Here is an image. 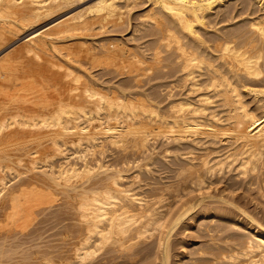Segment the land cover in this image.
Instances as JSON below:
<instances>
[{
    "label": "bare ground",
    "instance_id": "bare-ground-1",
    "mask_svg": "<svg viewBox=\"0 0 264 264\" xmlns=\"http://www.w3.org/2000/svg\"><path fill=\"white\" fill-rule=\"evenodd\" d=\"M81 1L0 0V49ZM139 1L0 58V264H264V0H146L131 45Z\"/></svg>",
    "mask_w": 264,
    "mask_h": 264
},
{
    "label": "rangeland",
    "instance_id": "rangeland-1",
    "mask_svg": "<svg viewBox=\"0 0 264 264\" xmlns=\"http://www.w3.org/2000/svg\"><path fill=\"white\" fill-rule=\"evenodd\" d=\"M96 1H98V0H82L79 4L77 3L76 5H74V7L71 6V7H69L68 9L64 10L65 12L62 11V12L60 13L61 15L58 14V15H56V16L50 18V19H47V20H45V21H42V22L40 23V25L37 26L35 29H33V30L29 31V32H26V33H24V34H21V35H20L21 37H20L19 35H18V36H14V37H17V38H14V37H13L14 40L8 42V43H10L9 45L7 44L8 46L5 45L6 47L4 46L3 48L0 49V50H1V51H0V58L3 57V56L8 57V56L6 55L7 52H9V53H13L14 50L16 51V50H18L20 47H22V45L24 44L23 42H25L26 37H28L29 35L33 34V32L35 33V31H36V32H38V31H42V29L45 30V29H47L48 27H50V25L52 26L55 22L60 21V19L62 20V19H64V18L68 17L69 14H71V15H72V14H75V12H78V10H82V8H83V9H84V8L86 9V7H90V6H92ZM144 2H145V4H146L147 6L144 5ZM234 2H235V0L232 1V2L230 1V3H234ZM80 4H81V5H80ZM148 4H149V3H147L146 0H144V1H143V0L139 1V3L136 4V7H134V8L132 9V11L129 13V17H127L128 19L126 18V22H125L123 25H121L120 28H119V27L114 28L115 30H112L113 28H111V29L109 28V30H112L113 32H116V33H114V35L111 34L112 32H110L109 35H113V36H115V37L118 38V39L122 37L121 40H124V41H128V40H129V42L132 43L131 45H133V44H135V43H136V44H138V43H139V44H142V42L144 43L145 41H148V38H147V39H144V41H143V40H139V42L133 40V42H135V43H133L132 40H130V39H132V37L130 36V33H131V32L133 33L134 28L137 26V25H135V24H136V23H137V24H140V20L138 21V16H139V14H140V13L142 14V13H143L142 11H144V13H145L146 10H149V9L151 8V7H150V4H149V5H148ZM78 5H79V6H78ZM139 5H140V7H141V6H144V7H141V8H140ZM70 8H71V9H70ZM138 8H140V9H138ZM135 10H136V11H135ZM139 10H140V11H139ZM63 12H64V14H63ZM130 14H131V15H130ZM136 14H137V15H136ZM63 15H64V17L62 18ZM65 15H66V16H65ZM134 15H135V17H133ZM58 16H59V17H58ZM60 16H61V17H60ZM69 16H70V15H69ZM131 16H132V17H131ZM136 16H137V17H136ZM56 17H58L59 19L56 18ZM53 18H54V19L56 18V19H55L56 21H55ZM129 18H130V19H129ZM135 18H136L137 20H136ZM132 19H133V20H132ZM127 20H128V21H127ZM136 21H137V22H136ZM130 22H132L131 24L135 26L134 28H132V25L130 24ZM135 22H136V23H135ZM138 22H139V23H138ZM126 23H127V24H126ZM128 23H129V25H131V26H129ZM134 23H135V24H134ZM124 25H125V28H124ZM126 25H128V29H127V26H126ZM122 27H123V28H122ZM44 28H45V29H44ZM117 29H119V30H117ZM120 29H123V30L126 31V32L124 33V31H123V30L121 31ZM116 30H117V31H116ZM131 30H132V31H131ZM32 31H33V32H32ZM118 31H119L120 33H122V34H120ZM117 32H118L119 34H118ZM88 33H89V32H88ZM91 33H92V32H91ZM91 33H90V34H91ZM123 33H124V34H123ZM132 33H131V35H132ZM127 35L130 36L131 38L129 37L130 39H128V36H127ZM24 36H25V37H24ZM120 36H121V37H120ZM125 36H126V37H125ZM139 36H140V33H139V34L137 33V34H136V37H139ZM18 37H19V38H18ZM113 38H114V37H113ZM123 38H127V39H123ZM91 39H93V38H91ZM23 40H24V41H23ZM137 40H138V39H137ZM141 41H142V42H141ZM140 42H141V43H140ZM71 44H72V46H73V45L76 46V47L74 46V48H75L76 50L74 49L73 51H74L75 54H77V56L75 55V57H77V58L80 59L79 62L76 61L77 59H76V60H73L74 63H75V64L73 63V65L77 68V70H78V71H79V70H82V72H83V71H85L86 69H90V70H89L90 73H92L94 76L101 75V74H100L101 72L99 71V70H101V67H99V69H98V67H96L95 70H93V69L90 68V64H91L90 61L92 62V56H91V55H88L84 50L81 51V53H83V54H82L83 56L81 55V53H78V52H80V51L77 50V49H79V48L77 47V44H78L77 41H75V42H73V43H71ZM136 44H135V45H136ZM14 47H15V48H14ZM11 51H13V52H11ZM77 51H78V52H77ZM9 53H8V55H9ZM4 54H5V55H4ZM10 55H11V54H10ZM6 57H4L3 59H5ZM80 57L84 60V62H85L87 65L84 64V62L82 61V59H81ZM84 57H85V58H84ZM86 57H87L88 60L86 59ZM89 57H90V58H89ZM45 58H46V57H45ZM73 58H74V57H73ZM1 59H2V58H1ZM3 59H2V60H3ZM89 59H90V60H89ZM27 60L29 61V59H27ZM27 60H26V62H25L26 64L24 63V65H23V66H24V69H23V67H21L22 70H21L20 68L18 69V72H19V73L23 74V72H22L23 70H24V72H25L26 70H28V69H32L33 67H35L34 64H30V63H32L31 60L29 61L30 63H29ZM75 61H76V62H75ZM80 61H81V62H80ZM1 62H2V61H1ZM1 62H0V63H1ZM77 62H78V63H77ZM27 63H29L30 65L28 66ZM46 63H47V62H46ZM46 63H45V62H42V64H40V66L38 65L39 68H40L41 70H43V69L49 70V65H50V63H49V65H46ZM47 64H48V63H47ZM76 64H77V65H76ZM79 64H80V65H79ZM83 64H84V65H83ZM78 65H79V66L82 65L81 68H80ZM83 66H86V67L88 66V67L86 68V67H83ZM29 67H30V68H29ZM82 68H84V69L86 68V69L84 70V69H82ZM96 69H97L99 72H98ZM19 70H20L21 72H20ZM79 72L81 73V71H79ZM19 73H18V75H19ZM25 73H26V72H25ZM96 73H97V74H96ZM102 73H103V72H102ZM21 74H20L19 76H21ZM29 74H32V72H30ZM33 74H35V73H33ZM55 80H56L57 82L60 81V80H58L57 78H56ZM17 134H19V133H17ZM21 134H22V133H20L19 135H21ZM19 135H18V137H19ZM23 135H24V134H22L21 136H23ZM25 135H26V134H25ZM21 136H20V137H21ZM12 137H13V139H14V137L18 138L17 135H16V131H14V133L11 134L10 138H9V136H8V140H9V139L12 140ZM256 208H257L256 204H255V205H254V204H251V206H250V209H251V210L255 209V211H256L257 213H259V214H261V213L263 212L262 208H259V209H256ZM260 209H261L262 211H261ZM257 210H260V212H258ZM53 211H54V210H53ZM53 211H52V212H53ZM263 213H264V212H263ZM263 213H262L260 216L264 215ZM57 221H58V220H57ZM57 221H56V220H51L50 222H55V223H52V224H51V223L49 222V223H50L49 225H48V223H45L44 227H43L42 225L39 226V227H41L40 230H41L42 228H45V231H46L45 233H46V234L43 232L44 230L42 229V232H43V234H45V235H44L45 237L49 236V238H50V237H52V235L55 234L56 236L54 235V238H52V239L54 240L56 237H57V239H58L60 236H62L61 234H64L66 231H68V228L65 226V225L67 224V222H64V223H63V222H57ZM56 223H57V224H56ZM58 223H59L60 225H59ZM61 223H62V224H61ZM68 223H69V222H68ZM54 224H56V225H54ZM64 224H65V225H64ZM71 224H72V223H71ZM71 224L69 223V224H67V225L70 226ZM46 225H48L49 227L46 226ZM50 225H51V228H53V229L56 228V229H55V230L50 229ZM52 225H53V227H52ZM57 225H58L59 227H58ZM63 225L66 227V228L64 227V230L62 229V228H63ZM45 226H46V227H45ZM54 226H55V227H54ZM56 226H57V227H56ZM60 226H61V229H60ZM37 227H38V226H37ZM37 227H36V228H37ZM39 227H38V228H39ZM47 228H49L50 231H48L49 229H47ZM197 228H198V227L191 228L190 231L188 230V231L190 232L191 236H193V235L195 234L194 232L197 231L200 227H199L198 229H197ZM46 229H47V230H46ZM58 229H60V230H58ZM51 230H52V231H51ZM61 230H62V232H61V234H60V231H61ZM192 230H193V231H192ZM47 231H48L49 233H48ZM55 231H56L57 233L59 232V234H58L59 237L57 236V233H55ZM64 231H65V232H64ZM180 231L183 233V232H184V228H181ZM186 231H187V230H186ZM191 231H192V232H191ZM42 232H40V233L42 234ZM52 233H53V234H52ZM66 233H67V232H66ZM49 234H51V235H49ZM183 234H184V233H183ZM190 234H189L188 232H186V233H185V237H189ZM46 235H47V236H46ZM44 236H43V238H44ZM182 236H183V235H182ZM191 236H190V238H192ZM183 237H184V236H183ZM193 237H196V234H195ZM61 238H62V237H61ZM61 238H59V239H61ZM179 238H182V237L180 236ZM59 239H58V240L55 239L56 241H55V240H54V241H50L51 238H50V239L46 238V239H44V240H45V241H46V240H47V241L49 240V242H50L51 245H52L53 242H54V243L56 242V245H58V242H57V241H60ZM44 240H43V241H44ZM45 241H44V242H45ZM197 241H199V242H198L199 244H201V242H202V240H200V239H197ZM51 242H52V243H51ZM54 243H53V244H54ZM60 243L63 244L62 241H61ZM60 243H59V245H61ZM198 243L194 244L193 248H194L195 246L198 247V246H199ZM44 245H48V243H47V244H43V246H44ZM54 245H55V244H54ZM54 245H52V246H54ZM197 245H198V246H197ZM43 246L41 247V250H42V251L46 250V248H48L50 251H52V249L49 248V247H51L50 245H48L46 248H44ZM42 248H43L44 250H43ZM193 248H192V249H193ZM48 249H47V251H49ZM32 250H33V251H32ZM32 250H31V252H34V251H35V249H32ZM189 250H191V249H189ZM58 252H59V251H58ZM178 252H179V250H178ZM180 252H182L181 249H180ZM29 253H30V251H29ZM55 254H56V253H55ZM63 255H64V254H63ZM99 256H100V257H99ZM99 256H98L99 258L97 257L98 259L96 258V259L94 260L95 262L99 261V263L97 262L96 264H100V262H101V264H105V263L108 264V261L104 260V258H106V257H105V256H106L105 253H104V256H102V255H99ZM189 256H190V255H188V257H189ZM102 257H104V258H102ZM107 257H108V256H107ZM100 258H101V259H100ZM100 260H101V261H100ZM94 261H92V262H88V263H89V264H92V263L95 264ZM102 261H103V262H102ZM104 261H105V262H104ZM120 261H121V260H119V261H117V262H120ZM111 264H112V263H111Z\"/></svg>",
    "mask_w": 264,
    "mask_h": 264
}]
</instances>
